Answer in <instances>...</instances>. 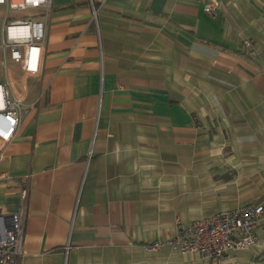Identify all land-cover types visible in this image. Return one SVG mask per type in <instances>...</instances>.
<instances>
[{
  "label": "crops",
  "instance_id": "0c3cea01",
  "mask_svg": "<svg viewBox=\"0 0 264 264\" xmlns=\"http://www.w3.org/2000/svg\"><path fill=\"white\" fill-rule=\"evenodd\" d=\"M209 1L53 0L41 72L0 70L23 100L0 155L18 264H264V217L218 260L146 250L264 206V0Z\"/></svg>",
  "mask_w": 264,
  "mask_h": 264
},
{
  "label": "built area",
  "instance_id": "2783aa9c",
  "mask_svg": "<svg viewBox=\"0 0 264 264\" xmlns=\"http://www.w3.org/2000/svg\"><path fill=\"white\" fill-rule=\"evenodd\" d=\"M220 0H210L204 11L217 14ZM0 70L8 63L19 66L24 75L42 70L53 0H0ZM18 15L25 17L18 18ZM28 17V18H27ZM22 98L11 96L0 84V155L16 134L21 118ZM25 200L26 193H21ZM264 217V206L247 204L177 225L174 237L158 241L146 250L169 247L181 255L199 254L218 260L229 253L245 251L257 244L256 231ZM24 212L0 215V264H18L23 239Z\"/></svg>",
  "mask_w": 264,
  "mask_h": 264
},
{
  "label": "rangeland",
  "instance_id": "374dc122",
  "mask_svg": "<svg viewBox=\"0 0 264 264\" xmlns=\"http://www.w3.org/2000/svg\"><path fill=\"white\" fill-rule=\"evenodd\" d=\"M17 17L21 18V17H25V15H18ZM263 30H264V24H263ZM263 41H264V39H263ZM246 44L249 45L250 47H252L250 42L247 41Z\"/></svg>",
  "mask_w": 264,
  "mask_h": 264
},
{
  "label": "trees",
  "instance_id": "16d2710c",
  "mask_svg": "<svg viewBox=\"0 0 264 264\" xmlns=\"http://www.w3.org/2000/svg\"><path fill=\"white\" fill-rule=\"evenodd\" d=\"M94 7H96V4L94 3Z\"/></svg>",
  "mask_w": 264,
  "mask_h": 264
}]
</instances>
